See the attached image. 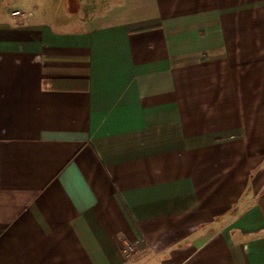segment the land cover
Wrapping results in <instances>:
<instances>
[{"label":"crops","instance_id":"1","mask_svg":"<svg viewBox=\"0 0 264 264\" xmlns=\"http://www.w3.org/2000/svg\"><path fill=\"white\" fill-rule=\"evenodd\" d=\"M71 1L0 24V264H264V0Z\"/></svg>","mask_w":264,"mask_h":264},{"label":"rangeland","instance_id":"2","mask_svg":"<svg viewBox=\"0 0 264 264\" xmlns=\"http://www.w3.org/2000/svg\"><path fill=\"white\" fill-rule=\"evenodd\" d=\"M65 1L68 2V5L71 6V9L75 8V3L73 1ZM49 7L50 0H0V24L19 23L30 13L36 19L40 18L39 14L41 12H45L48 16ZM38 8H42L43 11L39 10Z\"/></svg>","mask_w":264,"mask_h":264},{"label":"built area","instance_id":"3","mask_svg":"<svg viewBox=\"0 0 264 264\" xmlns=\"http://www.w3.org/2000/svg\"><path fill=\"white\" fill-rule=\"evenodd\" d=\"M16 15V14H15ZM127 249H128V252H131L132 251V247L131 246H127Z\"/></svg>","mask_w":264,"mask_h":264}]
</instances>
